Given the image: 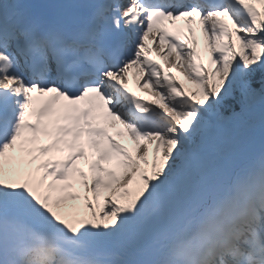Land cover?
Here are the masks:
<instances>
[{"label":"snow or ice","instance_id":"obj_1","mask_svg":"<svg viewBox=\"0 0 264 264\" xmlns=\"http://www.w3.org/2000/svg\"><path fill=\"white\" fill-rule=\"evenodd\" d=\"M0 264H264V0H0Z\"/></svg>","mask_w":264,"mask_h":264},{"label":"rangeland","instance_id":"obj_2","mask_svg":"<svg viewBox=\"0 0 264 264\" xmlns=\"http://www.w3.org/2000/svg\"><path fill=\"white\" fill-rule=\"evenodd\" d=\"M205 64L206 65L208 64V59L205 60ZM175 74H176L177 79L180 82L184 83L186 87H188L190 89L196 87V85L188 84V82L184 80V77H183V75L181 74V72L179 70H177ZM141 91H142V97L141 98H142L143 102L150 104L155 99V97L153 95H151V96L148 95L149 94V89L146 90V89L141 88ZM153 106H155V105H153ZM124 142L129 145V140L128 139H124Z\"/></svg>","mask_w":264,"mask_h":264},{"label":"bare ground","instance_id":"obj_3","mask_svg":"<svg viewBox=\"0 0 264 264\" xmlns=\"http://www.w3.org/2000/svg\"><path fill=\"white\" fill-rule=\"evenodd\" d=\"M133 70L136 71V69H133ZM174 70L177 71V69H175V68H174ZM142 83H143V82H142ZM151 92H152V90L149 89V94H148L149 96L152 95ZM131 143H132V142L129 140V145H131Z\"/></svg>","mask_w":264,"mask_h":264}]
</instances>
